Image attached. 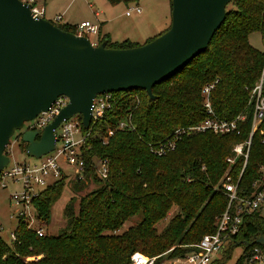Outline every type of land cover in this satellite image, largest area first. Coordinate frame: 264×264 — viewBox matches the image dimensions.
Here are the masks:
<instances>
[{
  "label": "trees",
  "instance_id": "16d2710c",
  "mask_svg": "<svg viewBox=\"0 0 264 264\" xmlns=\"http://www.w3.org/2000/svg\"><path fill=\"white\" fill-rule=\"evenodd\" d=\"M107 1L117 4L122 0ZM53 23L75 32L73 26ZM254 32L264 35V0H233L207 50L179 74L154 85L153 98L142 89L112 92L115 104L98 126L99 135L87 137L81 145L86 180H74L76 193L63 207L58 232L50 230L49 221L66 175L32 201L43 235L38 236L35 229L17 223L10 244L0 237V264H130L134 252L160 255L156 262L159 264L164 257L183 256L191 250V244L215 232L218 217L230 200L223 187L224 175L228 172L239 183L241 197L248 195L253 182L261 176L264 122L253 135L246 165L244 156L236 157L234 163L227 161L233 155V144L247 140L252 127L250 92L264 61V51L250 43ZM106 38L100 39L106 40V47L138 45ZM216 79L219 82L211 93L212 104L222 118L232 119L246 113L241 133H192L184 136L174 151L162 156L153 154L150 144L178 127L198 124L206 117L201 91ZM121 119L130 120L134 130L115 129ZM108 130H112L110 135ZM81 131L86 132L83 127ZM94 158L108 160L106 179L94 173ZM87 181L97 186L77 194ZM136 215L141 216L138 222L117 232ZM167 217L170 218L162 222ZM242 218L241 231L235 238L254 244L256 238L264 236V216L254 212L243 213ZM158 225L164 226L158 230ZM229 256L226 253L223 262Z\"/></svg>",
  "mask_w": 264,
  "mask_h": 264
},
{
  "label": "water",
  "instance_id": "95a60500",
  "mask_svg": "<svg viewBox=\"0 0 264 264\" xmlns=\"http://www.w3.org/2000/svg\"><path fill=\"white\" fill-rule=\"evenodd\" d=\"M233 0H172L171 25L158 36L130 48L106 47V40L65 31L30 4L0 0V171L9 164L7 146L26 122L49 109L59 96L67 104L42 129L24 128L19 139L35 159L54 149V129L80 114L87 129L91 104L104 93L152 87L179 74L204 53ZM264 247V236L254 241Z\"/></svg>",
  "mask_w": 264,
  "mask_h": 264
},
{
  "label": "built area",
  "instance_id": "2783aa9c",
  "mask_svg": "<svg viewBox=\"0 0 264 264\" xmlns=\"http://www.w3.org/2000/svg\"><path fill=\"white\" fill-rule=\"evenodd\" d=\"M21 1L30 4V12L34 17H44V8L36 4L35 0ZM140 11L141 8L139 6H133L126 11V15ZM59 19L60 17H56L52 22H56ZM74 33L86 37H88V34L96 35L98 33V26L90 21H82L75 26ZM218 82L219 79H216L213 82L207 83L202 88L201 94L206 117L198 124L178 127L170 134L165 135L157 143L150 144V150L153 154L162 156L174 151L179 141L184 136L192 133L204 131H212L216 134L239 135L241 133V124L246 120V113H240L232 119L222 118L217 114L212 104L211 93ZM67 102L66 96H59L47 111L37 115L32 120L34 122L27 127L42 129L55 118ZM114 104L115 100L111 93L95 96L91 104L90 125L85 129V133L81 131V127L83 126L80 114H74L70 118L64 119L54 129L55 146L53 150L37 158V161L34 163L15 162L8 164L0 171L1 188H5L10 182L19 184V189L14 190L9 196L17 223H24L29 228L35 229L38 236L43 235V229L37 226L38 220L32 202L33 199L63 175H71V170H73V174L75 175L74 179L79 181L86 180L85 161L81 156V145L87 137L99 135L96 130ZM249 105L253 107L252 127L249 138L233 144V155L227 158L229 163H234L238 156H244V166L246 165L253 135L264 122V61L260 77L250 92ZM115 129L134 130V127L130 120L121 119L115 124ZM92 130H94L93 133ZM111 132L112 130H108L109 135ZM103 142H105V138ZM262 142L264 143V138ZM107 163L108 160L105 158H94L92 161L94 173L102 180L106 179L108 175ZM259 171L261 174L260 178L253 182L251 191L245 197L239 196V183H235L228 172L224 175L223 187L229 195L230 200L227 209L218 217L215 232L205 234L198 243L191 244V250L183 256L170 259L172 264H221L229 259L223 262L226 253L229 252L230 255L236 245L243 246V251L234 264H264L263 246L255 242L253 244L238 241L235 238L241 231L243 213L257 212L264 216V160L259 164ZM233 206L235 207V211H232ZM11 237L13 238V233H11ZM159 257L160 255L149 256L141 252H134L130 256V264H156Z\"/></svg>",
  "mask_w": 264,
  "mask_h": 264
},
{
  "label": "rangeland",
  "instance_id": "374dc122",
  "mask_svg": "<svg viewBox=\"0 0 264 264\" xmlns=\"http://www.w3.org/2000/svg\"><path fill=\"white\" fill-rule=\"evenodd\" d=\"M166 1L167 0H122L117 4H110L107 0H36V4L40 2H46L47 7L53 6L54 9L58 7L62 16L64 18L66 17L72 20V22L74 23H79L84 19H89L91 21L96 22L97 18L95 17L94 12L100 11L101 14L98 18L104 21L101 24V33L105 32L104 25L106 20V28H108L109 30L111 28L114 35L128 34L129 37L131 36L132 38H137V31L139 29V26L142 24H146L145 21L149 19H151L150 31L156 30L157 32L162 33L166 30V28H168V26L171 25L172 2L170 3L171 5H167ZM133 6H139L141 8V14H134L132 12L130 16H127L126 11ZM165 15L166 18L168 16L167 20H165ZM55 23L58 25L61 24V22ZM88 37L93 43H101L105 41H100L102 36L96 38L94 34H88ZM250 43L255 49L261 52L264 51L263 35L260 32H254L250 35ZM32 122L34 121L26 122L21 130L26 128L28 125L32 124ZM21 130H17L14 132L12 138L10 139V143L7 146V155L10 159L9 163H34L37 161V159L28 156L25 153L26 145H24L23 142H21L20 140L16 139V135L20 133ZM71 172L72 174L66 176L65 178V183L61 196L52 206V213L49 225L50 230L53 233H57L60 226L62 225L63 207L66 201L69 199L70 196L76 193L74 191L73 185L75 180L73 177L75 175L73 174V170H71ZM17 184L18 183H8L7 187H0V226L2 228V230L0 231V237L8 244H10L12 241L11 232L17 222L14 213V208L8 204V197L18 187L19 184ZM96 186V183H94L93 181H87L86 187L82 191L77 192V194L82 195L94 189ZM140 218V215H136L128 219L123 223L122 227L117 232H122L123 230L127 229L130 225L138 222ZM168 218L170 217H167L162 222L167 221ZM37 224L39 225V222ZM163 226L164 225H158V230H160ZM242 251L243 246L236 245L232 249L229 259L221 264H234L237 258L242 254ZM159 264H172V261L167 257H164L162 258Z\"/></svg>",
  "mask_w": 264,
  "mask_h": 264
},
{
  "label": "crops",
  "instance_id": "0c3cea01",
  "mask_svg": "<svg viewBox=\"0 0 264 264\" xmlns=\"http://www.w3.org/2000/svg\"><path fill=\"white\" fill-rule=\"evenodd\" d=\"M171 2H172V0H167L166 1V4L167 5H171L170 4ZM51 3H52V1H51ZM38 4L41 5L44 8V18L45 19H48L50 21H54L56 17H60V19L58 21H56V22H59V23L61 22L62 25L67 24V25H70V26H73V27H75L77 24H79L82 21H90L91 23H93V24H95V25L98 26V33L95 35L96 38H98L99 36H106L107 37L106 39H109L112 42L113 41H119L120 42V41H123V40H129L131 42L137 43L138 45H141V44H144L145 42L149 41L150 39H153L154 37L158 36L161 33V32H157L156 30L150 31L151 19L145 21L146 24H142V25L139 26V29L137 31V34H138L137 38H132L131 36L129 37L128 34H121V35L118 34V35H114L113 32H112V30H111V28H110V30L108 28H106V23H107L106 20H105V25H104L105 26V30H104L105 32L104 33H101V31H102L101 24L104 21L102 19L100 20L98 18L100 16V14H101L100 11H95L94 12L95 17L97 18V21L96 22L95 21H91L89 19H84V20L80 21L79 23H74V22H72V20H70V19H68L66 17L64 18L62 16V14L60 13V10H59L58 7L55 8V9H54L53 6H48L47 7L46 2L45 3L44 2L43 3L40 2ZM171 10H172V5H171ZM133 13L134 14H136V13L137 14H141V11L140 12H133ZM130 15H127V16H130ZM167 19H168V16L166 18V15H165V20H167ZM168 27H170V26H168ZM118 39H120V40H118ZM13 163H15V162H13ZM9 164H11V163H9ZM10 183L11 184H14L12 182H10ZM17 189H19V185H18V187L15 190H17ZM8 204L11 206L9 197H8ZM16 224H17V222H16ZM16 224H15V226H16ZM0 225H1V223H0ZM15 226H14V228H15Z\"/></svg>",
  "mask_w": 264,
  "mask_h": 264
}]
</instances>
